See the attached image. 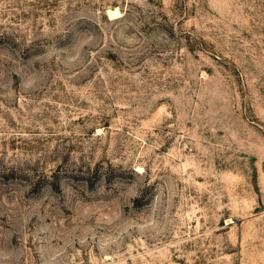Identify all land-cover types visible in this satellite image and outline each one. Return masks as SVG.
<instances>
[{"label": "rangeland", "instance_id": "374dc122", "mask_svg": "<svg viewBox=\"0 0 264 264\" xmlns=\"http://www.w3.org/2000/svg\"><path fill=\"white\" fill-rule=\"evenodd\" d=\"M0 264H264V0H0Z\"/></svg>", "mask_w": 264, "mask_h": 264}, {"label": "bare ground", "instance_id": "6f19581e", "mask_svg": "<svg viewBox=\"0 0 264 264\" xmlns=\"http://www.w3.org/2000/svg\"><path fill=\"white\" fill-rule=\"evenodd\" d=\"M109 15L111 16V17H114L113 19H115L116 17L118 18L120 15H121V13H120V11L118 10V9H115V10H110L109 11ZM116 18V19H117ZM120 18V17H119Z\"/></svg>", "mask_w": 264, "mask_h": 264}]
</instances>
